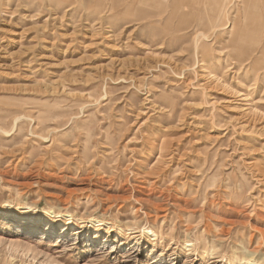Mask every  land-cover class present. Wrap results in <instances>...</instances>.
Masks as SVG:
<instances>
[{
    "label": "rangeland",
    "instance_id": "374dc122",
    "mask_svg": "<svg viewBox=\"0 0 264 264\" xmlns=\"http://www.w3.org/2000/svg\"><path fill=\"white\" fill-rule=\"evenodd\" d=\"M135 1L0 0V264H264V13Z\"/></svg>",
    "mask_w": 264,
    "mask_h": 264
},
{
    "label": "bare ground",
    "instance_id": "6f19581e",
    "mask_svg": "<svg viewBox=\"0 0 264 264\" xmlns=\"http://www.w3.org/2000/svg\"><path fill=\"white\" fill-rule=\"evenodd\" d=\"M136 1H137V3L138 2L146 3V2H150V1L156 2L158 0H136ZM161 1L164 2L165 0H161ZM209 2H210V5H209ZM209 2L205 3L206 4V11L210 14H213L212 18H216V21H217V19H219L221 21V17L225 16V10H226V7L229 3V0H211V1L209 0ZM242 2H241V4L239 3L241 5V7H238V10L240 13L242 12L241 10H244L245 19L247 18L248 14H253L254 16H259V17L261 16L262 17V15L264 13V0H248V1L242 0ZM131 3H128L129 8L131 7ZM244 12H242V13H244ZM218 25H219V23L214 22L206 32L213 31L212 29L216 28ZM235 26H236V23H234L232 29L230 30V37H229L230 42H232L233 49L235 51H238V52H245L247 57L244 60L253 59V61H255V63L256 62H262V60H264V40H263V38H264V23L262 24V26H258L254 29L253 28L252 29L247 28L246 26H244V27L238 28L239 30H237V29H235ZM254 44H257V45L254 46ZM254 56H256V57H254ZM232 97H234V95ZM245 112H244V114H245ZM240 113H241V110L238 112V114H240ZM240 115H243V114L241 113ZM237 120H238V118H237ZM248 123L249 122H247V124ZM250 123H251V121H250ZM0 210L2 211V208H0ZM37 210H38L37 206H35V207L34 206L33 207L26 206L24 208V211L26 213H28L29 215H30V213H36ZM62 215L63 214H61V212L53 213V212L43 211V213L41 214V216L39 218H49L50 222L58 224V223H60V219L63 217ZM29 218H31V217H29ZM65 218H68V220H69L68 225L75 226V225L79 224V225H82V228L85 227L84 222L81 223V222H79L78 219H74L70 215L68 217H65ZM28 223H30V221H25V223H22V225L24 226ZM22 225H19V226L21 227ZM104 225L105 224H104L103 220H97V221L93 222L92 226H93V229L96 228V230L99 231L102 228H104ZM39 226L40 225H37V227H39ZM109 226H111V225L109 224ZM66 227L67 226H63V228H66ZM39 228H42L45 231V229H47V226L42 224ZM50 228H51V226L49 227V229ZM121 234H124V233H121ZM146 234H147L146 236L148 237L149 241L155 242V241L160 239V236L157 235V233L155 231H149L148 230V232ZM55 238H58V236H56ZM54 240H56V239H54ZM54 242H57V241H54ZM79 242L80 241L72 242V245L78 246L80 244ZM190 246H191V244H190ZM190 246H187V247H190ZM256 251H258V250H256ZM112 253L114 254L116 252L113 251ZM234 264H257V262L253 258H246L242 262H236Z\"/></svg>",
    "mask_w": 264,
    "mask_h": 264
}]
</instances>
